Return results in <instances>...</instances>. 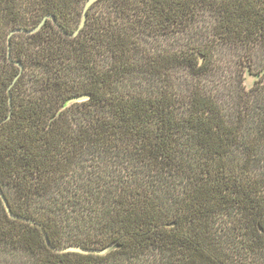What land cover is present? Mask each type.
Returning a JSON list of instances; mask_svg holds the SVG:
<instances>
[{
  "label": "trees",
  "instance_id": "16d2710c",
  "mask_svg": "<svg viewBox=\"0 0 264 264\" xmlns=\"http://www.w3.org/2000/svg\"><path fill=\"white\" fill-rule=\"evenodd\" d=\"M84 1L0 0V187L17 215L0 198V264H264V106L246 136L248 100L230 122L201 82L220 44H264V0H97L70 36ZM47 14L62 30L14 32L8 57L9 31ZM69 244L112 248H51Z\"/></svg>",
  "mask_w": 264,
  "mask_h": 264
},
{
  "label": "rangeland",
  "instance_id": "374dc122",
  "mask_svg": "<svg viewBox=\"0 0 264 264\" xmlns=\"http://www.w3.org/2000/svg\"><path fill=\"white\" fill-rule=\"evenodd\" d=\"M163 41L166 45L169 40L163 39ZM262 68H264V44L256 46L253 51L220 44L216 48L212 70L201 79L203 88L214 94L223 108L226 119L230 122L237 119L240 110H243L245 99L248 100L246 104L249 107V114L245 121L248 128L245 126L243 131L246 136L258 126L262 114L261 108L264 106V88L260 92L253 89V82L256 79L254 74ZM175 75L183 90L193 81L184 70H177ZM131 84L139 85L140 83L138 79H134ZM242 146L243 143L234 148L235 160L242 156ZM255 157L252 169L257 173H264V141L258 145Z\"/></svg>",
  "mask_w": 264,
  "mask_h": 264
},
{
  "label": "water",
  "instance_id": "95a60500",
  "mask_svg": "<svg viewBox=\"0 0 264 264\" xmlns=\"http://www.w3.org/2000/svg\"><path fill=\"white\" fill-rule=\"evenodd\" d=\"M97 0H85L84 4H83V8H82V13H81V19L78 23V25L76 26V28L72 31V32H65L66 34L70 35V36H74L76 35L80 29L83 27L84 23H85V20H86V16H87V11L88 9L90 8V6L96 2ZM47 18H50L61 30H62V27L58 24V22L55 20V18L50 15V14H47L45 16H43L39 22L34 25L33 27L31 28H13L9 31L8 33V36H7V42H8V50H7V55L9 57L10 55V36L12 33L14 32H24V33H34L35 31H37L38 29H40V27L44 24V22L46 21ZM19 66H20V70L18 72V74L15 76V78H17L19 76V74L21 73L23 67L20 63H18ZM84 99V96L82 95H78V96H72L70 98H68L66 100V102L63 104V106H66L72 102H75V101H80V100H83ZM0 198L2 200V203L7 211V213L11 216V217H17V215L13 214L10 210V206H9V203H8V200L3 192V190L1 189L0 187ZM44 236H45V240H46V243L50 245L49 243V240L46 236V234L44 233ZM53 250H56V251H59V252H67V251H76V252H82V253H105L107 252L108 250H110L112 247H106V248H103V249H96V248H91V247H86V246H82V245H79V244H69V245H65V246H61V247H51Z\"/></svg>",
  "mask_w": 264,
  "mask_h": 264
}]
</instances>
